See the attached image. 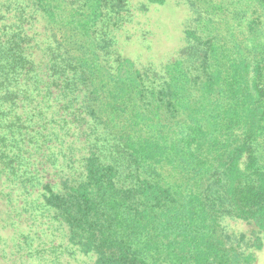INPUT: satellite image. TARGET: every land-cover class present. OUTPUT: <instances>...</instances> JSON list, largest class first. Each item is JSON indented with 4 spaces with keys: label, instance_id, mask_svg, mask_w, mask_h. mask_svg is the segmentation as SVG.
<instances>
[{
    "label": "trees",
    "instance_id": "obj_1",
    "mask_svg": "<svg viewBox=\"0 0 264 264\" xmlns=\"http://www.w3.org/2000/svg\"><path fill=\"white\" fill-rule=\"evenodd\" d=\"M186 1L185 45L157 69L116 48L131 0H0V264L33 259L30 208L94 264H255L264 0Z\"/></svg>",
    "mask_w": 264,
    "mask_h": 264
},
{
    "label": "rangeland",
    "instance_id": "obj_2",
    "mask_svg": "<svg viewBox=\"0 0 264 264\" xmlns=\"http://www.w3.org/2000/svg\"><path fill=\"white\" fill-rule=\"evenodd\" d=\"M131 1L135 6L134 20L117 32L116 48L139 66L160 69L184 47V22L188 24L193 13L186 0H166L164 5L148 4L143 10L141 7L146 0ZM30 211L32 208L24 215L21 226L28 234V246L34 252L28 264H94V258L72 253L68 248L66 230L53 219L52 213L43 214L38 209L35 213ZM223 225L235 240L241 234L250 235L253 229V224L233 218L223 220ZM37 251L38 255L35 254ZM255 254V264H264V244Z\"/></svg>",
    "mask_w": 264,
    "mask_h": 264
}]
</instances>
